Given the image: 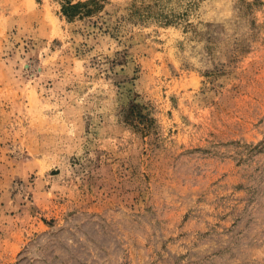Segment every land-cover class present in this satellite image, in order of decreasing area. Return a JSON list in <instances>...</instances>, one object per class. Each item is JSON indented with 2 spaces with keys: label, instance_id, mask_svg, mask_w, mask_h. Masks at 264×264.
<instances>
[{
  "label": "rangeland",
  "instance_id": "1",
  "mask_svg": "<svg viewBox=\"0 0 264 264\" xmlns=\"http://www.w3.org/2000/svg\"><path fill=\"white\" fill-rule=\"evenodd\" d=\"M0 264H264V0H0Z\"/></svg>",
  "mask_w": 264,
  "mask_h": 264
},
{
  "label": "trees",
  "instance_id": "2",
  "mask_svg": "<svg viewBox=\"0 0 264 264\" xmlns=\"http://www.w3.org/2000/svg\"><path fill=\"white\" fill-rule=\"evenodd\" d=\"M88 5V4H86ZM79 7L80 5H75V4H68V5H65L64 8H63V12L65 13L66 16H68L69 18H73L75 17L78 13H81L79 12ZM81 8V7H80ZM85 13H91V8H88L86 10H84Z\"/></svg>",
  "mask_w": 264,
  "mask_h": 264
}]
</instances>
